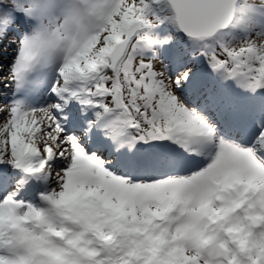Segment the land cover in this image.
I'll list each match as a JSON object with an SVG mask.
<instances>
[{"label": "snow or ice", "instance_id": "6c2138e0", "mask_svg": "<svg viewBox=\"0 0 264 264\" xmlns=\"http://www.w3.org/2000/svg\"><path fill=\"white\" fill-rule=\"evenodd\" d=\"M0 264H264V0H0Z\"/></svg>", "mask_w": 264, "mask_h": 264}, {"label": "rangeland", "instance_id": "374dc122", "mask_svg": "<svg viewBox=\"0 0 264 264\" xmlns=\"http://www.w3.org/2000/svg\"><path fill=\"white\" fill-rule=\"evenodd\" d=\"M5 43H7V41H6ZM9 51H11V49H9ZM10 58H11V57H10V56H8V57L6 58V60H5V63H7V62H8V60H9Z\"/></svg>", "mask_w": 264, "mask_h": 264}, {"label": "bare ground", "instance_id": "6f19581e", "mask_svg": "<svg viewBox=\"0 0 264 264\" xmlns=\"http://www.w3.org/2000/svg\"><path fill=\"white\" fill-rule=\"evenodd\" d=\"M10 59H11V58H10ZM10 59L8 60V62H10ZM8 62H7V63H8ZM7 63H6V64H7Z\"/></svg>", "mask_w": 264, "mask_h": 264}]
</instances>
